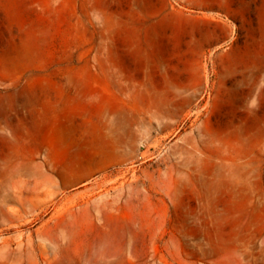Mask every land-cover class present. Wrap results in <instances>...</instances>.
<instances>
[{
    "label": "rangeland",
    "instance_id": "1",
    "mask_svg": "<svg viewBox=\"0 0 264 264\" xmlns=\"http://www.w3.org/2000/svg\"><path fill=\"white\" fill-rule=\"evenodd\" d=\"M0 264H264V0H0Z\"/></svg>",
    "mask_w": 264,
    "mask_h": 264
},
{
    "label": "bare ground",
    "instance_id": "2",
    "mask_svg": "<svg viewBox=\"0 0 264 264\" xmlns=\"http://www.w3.org/2000/svg\"><path fill=\"white\" fill-rule=\"evenodd\" d=\"M4 196H5V194H4ZM11 196H9V198H10ZM14 198H15V195H14ZM80 213V212H79Z\"/></svg>",
    "mask_w": 264,
    "mask_h": 264
}]
</instances>
